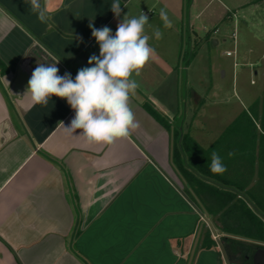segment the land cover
Instances as JSON below:
<instances>
[{
  "label": "crops",
  "instance_id": "1",
  "mask_svg": "<svg viewBox=\"0 0 264 264\" xmlns=\"http://www.w3.org/2000/svg\"><path fill=\"white\" fill-rule=\"evenodd\" d=\"M42 2L46 23L24 0H0V264H228L221 246H201L205 219L212 216L199 210L202 203L183 173L212 180L190 166L182 147L186 134L207 149L225 131L200 140L195 118L179 121L184 111L176 69L157 41L171 40L183 11L191 21L215 24L231 5L246 8L260 0H120L119 18L113 0ZM161 8L171 28L163 27ZM141 12L153 26L145 30L155 54L134 77L140 87L130 105L140 127L112 144L89 143L79 129L66 135L58 125L75 116L66 99L52 96L47 106L34 105L25 93L37 61H59L58 75L69 72L74 79L92 54L99 55L89 24L115 34L124 15ZM155 28L162 39L153 36ZM222 140L220 149L227 151L245 139Z\"/></svg>",
  "mask_w": 264,
  "mask_h": 264
},
{
  "label": "rangeland",
  "instance_id": "2",
  "mask_svg": "<svg viewBox=\"0 0 264 264\" xmlns=\"http://www.w3.org/2000/svg\"><path fill=\"white\" fill-rule=\"evenodd\" d=\"M229 9V15L225 13L215 24L191 21V15L183 11L180 21L173 22L171 40L157 41L176 69V94L184 111L178 120L195 118V137L200 140V136L220 135L264 92V1ZM192 92L198 96L194 101ZM205 221L209 227L205 228L213 231L222 246L220 238L225 234L218 230L215 217Z\"/></svg>",
  "mask_w": 264,
  "mask_h": 264
},
{
  "label": "clouds",
  "instance_id": "3",
  "mask_svg": "<svg viewBox=\"0 0 264 264\" xmlns=\"http://www.w3.org/2000/svg\"><path fill=\"white\" fill-rule=\"evenodd\" d=\"M29 11L37 15L41 23L47 22L46 8L42 0H24ZM111 11L116 18L122 13L120 0H113ZM164 28H171L172 21L164 8L159 11ZM149 17L141 12L139 16L126 14L117 24L115 34L108 26L96 28L89 24L92 37L99 45V55L88 58L89 67L78 69L75 78L71 73L58 75L59 61H37L28 81L26 94H30L33 104L47 106L51 97L66 99L75 112V116L66 126L63 121L58 126L66 135H79L89 143L112 144L118 138H127L139 127L130 100L140 87L134 78L155 54L148 41L152 38L146 32ZM156 40L163 37L159 28H155ZM71 57V54H69ZM232 153H229L231 155ZM212 173L225 172L226 166L218 153H211L209 165Z\"/></svg>",
  "mask_w": 264,
  "mask_h": 264
},
{
  "label": "trees",
  "instance_id": "4",
  "mask_svg": "<svg viewBox=\"0 0 264 264\" xmlns=\"http://www.w3.org/2000/svg\"><path fill=\"white\" fill-rule=\"evenodd\" d=\"M150 113L163 121L156 111ZM234 134H241L245 140L231 142L227 151L221 150L222 139ZM182 147L190 166L212 180L207 184L185 170L183 173L202 203L198 208L208 217H215L218 230L225 234L220 238L223 250L228 251L230 246L235 251L254 244L261 247L264 244V92L209 148L200 147L187 134L182 138ZM213 151L221 157L225 172L210 171ZM202 236V247L217 246L209 229Z\"/></svg>",
  "mask_w": 264,
  "mask_h": 264
},
{
  "label": "flooded vegetation",
  "instance_id": "5",
  "mask_svg": "<svg viewBox=\"0 0 264 264\" xmlns=\"http://www.w3.org/2000/svg\"><path fill=\"white\" fill-rule=\"evenodd\" d=\"M238 247L235 251L229 246L225 251L228 264H252V259L257 252H264V244Z\"/></svg>",
  "mask_w": 264,
  "mask_h": 264
},
{
  "label": "water",
  "instance_id": "6",
  "mask_svg": "<svg viewBox=\"0 0 264 264\" xmlns=\"http://www.w3.org/2000/svg\"><path fill=\"white\" fill-rule=\"evenodd\" d=\"M252 264H264V252H257L252 259Z\"/></svg>",
  "mask_w": 264,
  "mask_h": 264
},
{
  "label": "built area",
  "instance_id": "7",
  "mask_svg": "<svg viewBox=\"0 0 264 264\" xmlns=\"http://www.w3.org/2000/svg\"><path fill=\"white\" fill-rule=\"evenodd\" d=\"M227 55L230 56L231 55V52H227Z\"/></svg>",
  "mask_w": 264,
  "mask_h": 264
}]
</instances>
